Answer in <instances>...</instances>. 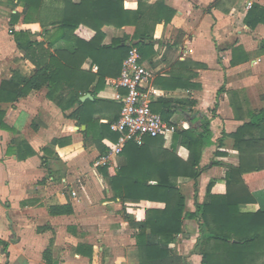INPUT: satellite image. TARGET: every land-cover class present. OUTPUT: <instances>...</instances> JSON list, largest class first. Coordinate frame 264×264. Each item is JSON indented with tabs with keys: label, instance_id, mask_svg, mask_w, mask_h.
Instances as JSON below:
<instances>
[{
	"label": "crops",
	"instance_id": "1",
	"mask_svg": "<svg viewBox=\"0 0 264 264\" xmlns=\"http://www.w3.org/2000/svg\"><path fill=\"white\" fill-rule=\"evenodd\" d=\"M140 2L149 6L163 3L174 11L168 24L155 25L151 51L142 61L153 73L148 86L152 103L171 102L173 114L168 125L175 129L193 126L198 114L211 118L213 133L198 179L177 180L186 208L181 233L171 248L184 264H202L203 253L209 254V264H229L225 255L215 250L213 241L202 239V222L191 215L197 206L209 202L210 182L211 195L226 193V167L238 164L234 140L227 136L248 123L251 114L264 112V25L254 30L243 25L246 4L264 7V0H123V7L135 11ZM21 11L11 0H0V84L14 70L24 76L35 70L23 59L10 34L9 16ZM17 27L30 31L32 40H42L38 24H22L20 20ZM102 32L103 44L110 45L113 39L132 38L135 28L104 27ZM63 47V43L58 44V48ZM89 69L90 62L86 61L82 70ZM91 70L95 73L97 69ZM171 75L197 88L168 91L160 80ZM46 94L42 89L14 104H0L4 122L12 129L0 130V264H46V251L51 264H138V230L124 214L140 223L148 210L162 209L163 205L143 201L122 204L114 199L94 163L108 154L117 140L103 138L100 145L105 153L100 154L94 138L86 133L87 127L68 118L72 111L62 114L59 103L67 89L54 100L47 99ZM86 95L92 99L90 94L81 98ZM98 97L113 101L106 82ZM81 98V102L88 100ZM189 102H193L192 108ZM95 119L110 125L113 116L103 113ZM173 134L162 137L165 149H170ZM256 134L255 129H249L241 138L247 140ZM21 141L35 153L25 161H18L15 154ZM217 151L223 156L214 165ZM112 160L108 167L115 171L125 163L121 154ZM243 181L256 201L241 206L239 213L255 215L264 205V172L245 175ZM72 191L76 198L71 197ZM62 206H69L72 213L49 214L50 208ZM254 264H263V258Z\"/></svg>",
	"mask_w": 264,
	"mask_h": 264
},
{
	"label": "trees",
	"instance_id": "2",
	"mask_svg": "<svg viewBox=\"0 0 264 264\" xmlns=\"http://www.w3.org/2000/svg\"><path fill=\"white\" fill-rule=\"evenodd\" d=\"M21 12L9 16L10 34L23 59L35 70L24 76L19 70L11 72L8 80L0 84V104H14L32 92L47 90L46 97L54 100L67 89L66 97L59 103L62 114L72 113L78 125L87 127L86 133L94 138L100 154L105 148L100 145L103 138L115 142L118 134L110 130L109 124H101L95 116L108 113L113 121L118 117L119 105L101 100L98 95L104 90L107 78L119 76L122 63L130 47H135L143 61L151 51L153 30L156 24H168L174 11L156 3L152 6L139 3L135 11L125 10L123 0H11ZM217 6V3L214 5ZM22 24H38L42 40H32L28 30L17 27ZM243 25L254 30L264 25V7L251 3ZM133 26L132 38L123 36L104 45V27L122 29ZM63 43L65 47L58 48ZM89 61L90 69L82 70ZM96 67V72H92ZM164 81L166 90H191L197 85L171 75ZM90 94L92 99L80 101ZM181 105L182 101H177ZM190 107L194 105L189 102ZM153 112L160 114L168 124L173 114L170 101L151 104ZM112 121V122H113ZM255 129L254 138L242 139L244 132ZM0 130L11 131L0 111ZM211 118L196 115L193 126L175 129L170 149L163 147L162 137L145 138L141 146L129 144L121 153L124 165L118 170L99 167L98 172L108 182L114 199L122 204L151 202L163 205L162 209H150L143 222H134L124 214V219L138 230L135 235L138 264H184L174 255L171 246L182 230V216L186 203L178 185V178L196 181L200 175V164L204 151L212 145ZM227 137L234 140L238 152L237 166H227L225 172L226 193L224 196L210 194L213 185L207 186L209 202L196 207L192 217L201 220V236L206 242L213 241L215 250L221 251L229 264H254L263 258L264 264V205L255 215L240 214L241 206L256 201L247 189L245 175L264 172V112L251 114L250 121ZM18 161L34 156V151L21 141L15 147ZM219 148V147H218ZM222 155L217 151L214 165ZM69 206L53 207L49 214L69 215ZM232 241H235L234 243ZM209 254L202 255V264H209ZM90 256V255H89ZM46 264H51L49 251L44 253Z\"/></svg>",
	"mask_w": 264,
	"mask_h": 264
},
{
	"label": "built area",
	"instance_id": "3",
	"mask_svg": "<svg viewBox=\"0 0 264 264\" xmlns=\"http://www.w3.org/2000/svg\"><path fill=\"white\" fill-rule=\"evenodd\" d=\"M250 7L248 2L246 9ZM152 79L153 73L142 63L138 50L130 47L119 76L106 81L113 102L119 105L118 117L110 124V130L118 138L109 153L95 161V168L113 165V157L120 155L129 144L141 146L145 138H164L168 132L175 131L151 109L152 91L148 86ZM71 197L76 198L77 193L72 191Z\"/></svg>",
	"mask_w": 264,
	"mask_h": 264
},
{
	"label": "water",
	"instance_id": "4",
	"mask_svg": "<svg viewBox=\"0 0 264 264\" xmlns=\"http://www.w3.org/2000/svg\"><path fill=\"white\" fill-rule=\"evenodd\" d=\"M88 98H90V96L89 95H86L83 98H81V100L83 101V100L88 99Z\"/></svg>",
	"mask_w": 264,
	"mask_h": 264
},
{
	"label": "rangeland",
	"instance_id": "5",
	"mask_svg": "<svg viewBox=\"0 0 264 264\" xmlns=\"http://www.w3.org/2000/svg\"><path fill=\"white\" fill-rule=\"evenodd\" d=\"M4 30H7V25H4ZM11 31V30H10Z\"/></svg>",
	"mask_w": 264,
	"mask_h": 264
}]
</instances>
